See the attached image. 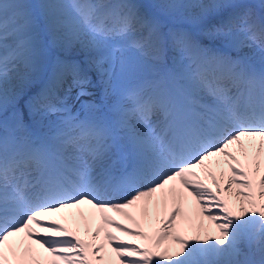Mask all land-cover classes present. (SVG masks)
<instances>
[{
	"label": "snow or ice",
	"instance_id": "1",
	"mask_svg": "<svg viewBox=\"0 0 264 264\" xmlns=\"http://www.w3.org/2000/svg\"><path fill=\"white\" fill-rule=\"evenodd\" d=\"M0 264H264V0H0Z\"/></svg>",
	"mask_w": 264,
	"mask_h": 264
}]
</instances>
